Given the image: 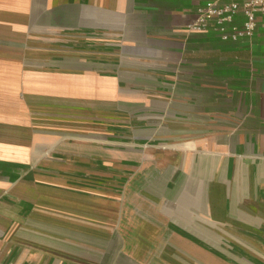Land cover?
Returning a JSON list of instances; mask_svg holds the SVG:
<instances>
[{"label":"crops","instance_id":"crops-1","mask_svg":"<svg viewBox=\"0 0 264 264\" xmlns=\"http://www.w3.org/2000/svg\"><path fill=\"white\" fill-rule=\"evenodd\" d=\"M233 1L0 0V264H264V13L187 29Z\"/></svg>","mask_w":264,"mask_h":264},{"label":"built area","instance_id":"built-area-1","mask_svg":"<svg viewBox=\"0 0 264 264\" xmlns=\"http://www.w3.org/2000/svg\"><path fill=\"white\" fill-rule=\"evenodd\" d=\"M257 13H264V0H238L223 4L208 2L198 9L197 19L187 29L200 32L211 26L224 40L249 38L256 25ZM238 15L243 18L240 26L234 22Z\"/></svg>","mask_w":264,"mask_h":264}]
</instances>
